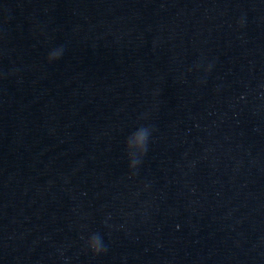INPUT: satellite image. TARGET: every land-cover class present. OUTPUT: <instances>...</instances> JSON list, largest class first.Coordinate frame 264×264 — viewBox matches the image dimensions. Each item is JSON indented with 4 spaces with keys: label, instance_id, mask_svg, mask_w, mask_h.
<instances>
[{
    "label": "clouds",
    "instance_id": "9594fccd",
    "mask_svg": "<svg viewBox=\"0 0 264 264\" xmlns=\"http://www.w3.org/2000/svg\"><path fill=\"white\" fill-rule=\"evenodd\" d=\"M241 23H243L241 21ZM63 54V48H57L51 51L47 57L49 62L59 59ZM197 68L202 67V65H197ZM213 65L209 64L204 68V71L210 72ZM152 127L141 126L135 132H133L126 140L125 150L129 158V168L136 169L141 163L143 156L148 150V141L153 132ZM134 150V151H133ZM86 246L93 255H99L105 252L107 249L103 244V238L99 233H93L86 241Z\"/></svg>",
    "mask_w": 264,
    "mask_h": 264
}]
</instances>
